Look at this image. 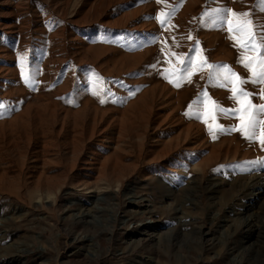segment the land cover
<instances>
[{
    "label": "rangeland",
    "instance_id": "rangeland-1",
    "mask_svg": "<svg viewBox=\"0 0 264 264\" xmlns=\"http://www.w3.org/2000/svg\"><path fill=\"white\" fill-rule=\"evenodd\" d=\"M250 32L264 0H0V264H264Z\"/></svg>",
    "mask_w": 264,
    "mask_h": 264
},
{
    "label": "snow or ice",
    "instance_id": "snow-or-ice-1",
    "mask_svg": "<svg viewBox=\"0 0 264 264\" xmlns=\"http://www.w3.org/2000/svg\"><path fill=\"white\" fill-rule=\"evenodd\" d=\"M233 15H236V13H233ZM163 23V22H162ZM248 24H251V21H247ZM231 30V29H229ZM249 36L251 37V39L248 41V43L246 45H244L247 49L255 51L257 49V47H259L261 49L262 52H264V34H261L259 36V38H257L256 36H253L252 33H249ZM260 66H261V71L259 72V74H257L255 68L252 69V73H253V78L251 80V83L253 84H257V83H264V59H262L260 61ZM209 67H212V65H209ZM227 67V66H225ZM245 67H250V65H245ZM232 77H236L237 80H239V82L241 84L244 83H248L249 81L247 80H243L239 77L236 76V73L231 72L230 70L226 73L225 75V79L231 81ZM179 86V85H177ZM232 92L235 94L237 92V88L235 86H233L232 88ZM261 92H264V89H261ZM240 93L242 96L244 97H248L251 95V93L249 92H245L242 89L240 90ZM101 103H103V101H101ZM250 108H256L257 113H264V105H261L259 107H257L256 105H251L249 104ZM221 113H225V114H230L228 113V110L221 108L220 109ZM187 115V113H186ZM241 121H244V116L240 117ZM258 121L256 120L254 115H250L248 118V122H247V128L244 129L246 136H248L249 139H252L254 136V133L249 134L247 129H255L257 127ZM261 144L262 146H264V140H261Z\"/></svg>",
    "mask_w": 264,
    "mask_h": 264
},
{
    "label": "bare ground",
    "instance_id": "bare-ground-1",
    "mask_svg": "<svg viewBox=\"0 0 264 264\" xmlns=\"http://www.w3.org/2000/svg\"><path fill=\"white\" fill-rule=\"evenodd\" d=\"M169 183H177V182H175L174 180H169V181H166L165 183H163V186L165 187L164 189L166 190V191H170L171 190V185L169 184ZM171 187V188H170ZM171 192V191H170ZM139 199H141V198H143V197H138ZM130 199L132 200V199H136V197H135V195H133V194H131L130 195ZM181 219V218H180Z\"/></svg>",
    "mask_w": 264,
    "mask_h": 264
}]
</instances>
